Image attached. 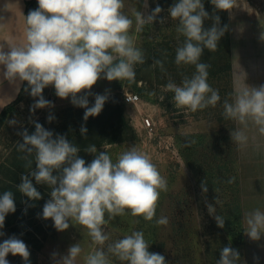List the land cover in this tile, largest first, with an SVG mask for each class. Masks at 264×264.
<instances>
[{
    "label": "clouds",
    "instance_id": "obj_1",
    "mask_svg": "<svg viewBox=\"0 0 264 264\" xmlns=\"http://www.w3.org/2000/svg\"><path fill=\"white\" fill-rule=\"evenodd\" d=\"M37 3L38 8L25 16L24 42L9 45L7 51L0 45L2 75L12 82H27L30 95L37 98L30 111L53 106L42 94L46 87L53 86L57 97H71L74 106L85 109L83 119L87 121L101 113L108 97L96 94L94 105L89 107L88 96L92 93L85 90H91L101 78L134 82L135 66L145 63V54L136 46V36L131 31L134 21L123 11L124 0H37ZM211 4L222 11L237 6L236 0H211ZM161 12L162 8L157 6L145 18L135 11V33L142 32ZM168 12L173 21H178V38L184 37L175 50V64L192 65L195 72L191 77L185 76L180 84L169 78L163 90L173 93L176 108L196 112L215 107L221 97L208 83L210 65L202 62L201 56L204 49L217 50L227 26L220 27V17L214 16L213 26L204 29L203 22L209 13L202 0H177ZM259 38L264 41V32ZM156 66L164 71L162 60H154L153 67ZM245 79L244 75L243 82L237 83L231 100L223 101L222 113L226 120L236 123L230 136L241 149L248 147L250 131L264 137V85L252 87ZM52 119L50 115L49 122ZM86 132L82 126L81 133ZM22 136L23 143L18 148L27 154L26 159L34 154L36 169L21 177L18 190L30 200L41 199V193L29 178L34 177L37 184L50 188L51 198L43 206V219L50 218L59 232L68 229L69 222L87 229L92 244L99 247L83 257L84 264H112L110 257L121 264H167L164 255L149 251L143 231H132L107 243L110 235L105 226L110 221L126 214L153 221L161 192L168 190L166 178L147 154L133 145L113 160L108 152L97 154L96 146L90 145L84 151L95 154V158L86 163L78 156L79 147L63 135L57 134L54 138L53 132L39 123H35L33 134L25 130ZM251 139L259 150L261 144L256 142L257 137L253 135ZM32 164L33 159H27L26 167L31 168ZM234 179H228L227 183H233ZM201 188L207 192L205 181ZM207 209L217 226L223 228L225 219L215 214V206L208 204ZM15 211L13 192L5 191L0 196V229L4 228L6 216ZM244 219V234L253 241L260 240L264 236V212L256 209ZM155 223L166 226L169 221L162 216ZM82 252L81 244L76 243L56 264H76ZM9 253L19 255L25 264H30L28 246L15 235L0 243V264H9L6 259ZM239 261V253L226 246L216 264H238Z\"/></svg>",
    "mask_w": 264,
    "mask_h": 264
},
{
    "label": "rangeland",
    "instance_id": "obj_2",
    "mask_svg": "<svg viewBox=\"0 0 264 264\" xmlns=\"http://www.w3.org/2000/svg\"><path fill=\"white\" fill-rule=\"evenodd\" d=\"M152 1L124 0L123 11L134 21L131 31L136 36V46L139 48L142 46L145 36L135 33V11L140 12L146 18L157 6L162 8V12L151 23L153 25L150 29L149 39L152 46L158 45L159 41L168 40L169 34L176 29L178 23L171 19L168 12L171 5L167 1L162 3L163 0H154L155 6L152 5ZM161 19L164 20V23L160 22ZM164 86L151 84L146 80H139L136 86L126 80L108 81L101 78L91 90H85L92 93L88 96L89 107L94 105L96 94L106 95L107 101L113 97L122 101L125 115L136 131L134 139L106 143L96 147L97 154L106 151L115 160L118 154L135 145L150 157L168 184L167 192H161L153 221H145L142 217H132L130 214L116 217L105 226L106 232L110 235V240L107 243L121 239L125 235L131 234L132 231H143L149 247L156 253L164 255L167 264H208L203 245L204 238L201 235L203 215L208 210V203L179 150V137L193 132L207 131L213 124L210 117L201 110L191 112L184 108H176L172 101L173 93L165 92ZM139 87H144V93L139 90ZM128 91L138 92L142 101L138 105L125 103L123 97ZM149 93H154V95ZM42 94L46 100L52 102V107L36 109L35 112L30 111L37 98L30 95L27 85L23 99L16 105L7 121L1 125L0 163L9 157L13 161L16 160L20 151L18 144L23 143L22 133L27 130L29 135L33 134L35 123L52 131L55 134L54 138L57 134L63 135L69 142L66 132H69L68 124L72 121V107L77 106L73 105L71 97L67 99L57 97L53 86L46 87ZM79 95H83V92ZM79 114L82 117V112ZM147 114L151 115L155 121L153 133L140 127L139 124L143 116ZM50 115L53 117L51 122L48 120ZM109 122L112 123L113 120ZM94 158L95 154H92L91 161ZM0 176H2L1 166ZM39 185V192L44 191L45 193L43 200L46 203L51 198L50 190L46 184ZM162 216L167 217L169 223L166 226L156 225L155 219ZM38 218L40 222L45 223L44 228L48 235L43 248L34 249L29 242L20 238L21 234L15 235L28 246L30 264H56V260L65 255L68 248L76 243H80L83 249L76 264H84L83 257L99 247L92 244L91 238L87 235V229L78 224L73 225L69 222V228L59 232L54 228L50 218L47 220L42 218V213H38L34 217L26 215L24 222L27 223ZM31 227L34 228L32 225ZM2 232L7 238L14 235L13 232L7 230ZM106 246L104 247L106 248ZM54 253L56 254L55 258L53 257ZM6 259L9 264H25L19 255L13 256L9 253ZM110 260L114 264H121L115 257H110Z\"/></svg>",
    "mask_w": 264,
    "mask_h": 264
},
{
    "label": "trees",
    "instance_id": "obj_3",
    "mask_svg": "<svg viewBox=\"0 0 264 264\" xmlns=\"http://www.w3.org/2000/svg\"><path fill=\"white\" fill-rule=\"evenodd\" d=\"M166 1L171 6L177 2V0H163L162 3ZM202 3L205 11L209 13V18L203 22L204 29L213 26L214 16L220 17V27L227 26V30L218 42L217 50L210 52L204 49L201 56V61L210 65L208 83L219 91L221 100L215 107L209 106L201 110L210 117L213 124L211 129L181 135L179 150L200 188L202 182H206L208 190L207 192L202 191V193L206 196L207 203L214 205L215 214L225 219L224 227L220 228L208 210L203 215L201 235L204 238L203 245L208 264H216L220 258L221 250L226 246L232 247L239 253L238 264H246L238 146L232 142L230 136L231 131L235 130L237 126L234 121L226 120L222 115L223 101L231 100V94L234 92L228 11L216 9L211 4V0H202ZM152 5L155 6L154 0ZM36 8H38L37 0H26V15L30 10ZM152 25L151 23L145 25L143 31L139 32L140 35L145 36L140 47L145 54V63L135 66L136 76L132 83L137 86L139 80H146L151 84L166 85L168 79L171 78L180 84L185 76L191 77L195 72V67L192 65L178 67L175 64V50L183 43L184 37L178 38L175 29L169 34L168 40L159 41L158 45L152 46L149 39ZM157 59L163 61L164 71L159 66L153 67L154 60ZM26 89L27 82H23L18 96L2 109L0 126L23 99ZM139 90L144 93V87H139ZM80 112H82V117H80ZM84 112V108L72 107V121L68 124L69 132L66 134L69 137V143L80 148L78 156L83 158L86 163H91L92 157L91 153L84 151L86 147L90 145L98 147L106 143L131 140L136 137V131L125 115L124 103L117 98L106 100L101 113L89 117L87 121L83 119ZM110 120L113 122L110 123ZM82 126L87 129L84 134L81 133ZM233 177L235 178L234 182L227 183V180ZM34 187L36 186L34 185ZM5 191L13 192L16 211L6 216L4 228L0 229V232L7 230L13 232L14 235L21 234L20 238L29 242L34 249L40 250L48 236L44 228L45 223L40 222L39 218L27 223L24 222V219L26 215L42 213L44 200H30L20 193L17 181L13 179L7 181L0 176V196ZM216 200L219 203H216ZM27 201H30V205L34 207V209H28L29 213L28 210L25 212L22 209ZM5 239L8 238L4 233L3 236H0V243ZM149 251L156 252L151 247H149Z\"/></svg>",
    "mask_w": 264,
    "mask_h": 264
},
{
    "label": "crops",
    "instance_id": "obj_4",
    "mask_svg": "<svg viewBox=\"0 0 264 264\" xmlns=\"http://www.w3.org/2000/svg\"><path fill=\"white\" fill-rule=\"evenodd\" d=\"M236 5L228 11L233 87L235 89L237 83L243 82L244 75L245 83L258 87L264 85V41L259 38L261 32H264V0H236ZM25 16H27L26 0H0V17H2L0 45L4 46L5 51L8 50L9 45L24 42ZM22 86L23 82L5 79L0 66V113L18 96ZM253 135L257 137L256 142L261 144L259 150L251 139ZM249 136L248 147L244 149L238 147L244 229L246 214L256 209L264 212V137L259 136L254 130L249 132ZM26 156V153L19 151L15 161L10 157L2 161L0 163L2 177L7 181L13 179L19 185L23 175H28L31 170L36 169L34 154L32 157H27V159H33L31 168L26 167ZM29 178L39 191L40 185L35 182L34 177L29 176ZM47 188L50 190L48 186ZM44 194V191H41V199L45 196ZM29 202L24 203L23 211L34 209ZM29 216L34 217V215ZM244 236L246 264H264V236L258 241L251 240L245 234Z\"/></svg>",
    "mask_w": 264,
    "mask_h": 264
},
{
    "label": "built area",
    "instance_id": "obj_5",
    "mask_svg": "<svg viewBox=\"0 0 264 264\" xmlns=\"http://www.w3.org/2000/svg\"><path fill=\"white\" fill-rule=\"evenodd\" d=\"M123 101L128 104L138 105L139 102L142 101V98L138 92L128 91L125 93L123 97ZM139 124H140V127L146 129L147 131L151 133H153V131L155 130V121L153 117L149 114H147L146 116H143ZM112 264L114 263L112 262Z\"/></svg>",
    "mask_w": 264,
    "mask_h": 264
}]
</instances>
